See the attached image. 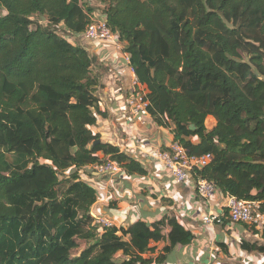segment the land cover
<instances>
[{"label":"trees","instance_id":"16d2710c","mask_svg":"<svg viewBox=\"0 0 264 264\" xmlns=\"http://www.w3.org/2000/svg\"><path fill=\"white\" fill-rule=\"evenodd\" d=\"M104 4L153 121L189 155L213 156L194 179L225 201L260 202L264 215V0ZM95 20L83 0H0V264H151L152 244L167 240L168 254L193 240L173 219L94 225L97 191L82 170L116 161L130 177L148 174L93 132L96 59L60 32L82 35Z\"/></svg>","mask_w":264,"mask_h":264},{"label":"crops","instance_id":"0c3cea01","mask_svg":"<svg viewBox=\"0 0 264 264\" xmlns=\"http://www.w3.org/2000/svg\"><path fill=\"white\" fill-rule=\"evenodd\" d=\"M77 37L76 45L84 47L96 59L92 76H97L100 82L96 96L103 114L93 132L100 136V142L117 146L121 152L127 151L148 173L144 177L126 174L119 177L99 174L95 166L82 170L80 176L97 191L91 215L109 219L117 228H127L140 219L151 224L173 219L192 233L190 244L178 245L168 254L163 251L167 240L152 244L155 250L145 255L152 259L151 264H264V252L243 248V244L264 247V223L255 227L233 224L227 214L228 221L223 218L221 225L204 226L201 222L204 214L226 216L225 200L217 194L209 203L202 201L197 196L192 175L189 181L178 184L159 161L134 149L132 145L142 142L152 151L166 149L174 141L172 127L159 126L150 118L146 127L132 129L126 106L131 74L124 53L111 54L112 50L98 47L84 34ZM99 156L102 158L103 154ZM170 230L169 225L164 227L165 238ZM162 255L164 259L159 261Z\"/></svg>","mask_w":264,"mask_h":264},{"label":"built area","instance_id":"2783aa9c","mask_svg":"<svg viewBox=\"0 0 264 264\" xmlns=\"http://www.w3.org/2000/svg\"><path fill=\"white\" fill-rule=\"evenodd\" d=\"M84 35L94 43H102V45H107L109 47L112 46L117 49L118 52H123V45L120 43L119 34L111 31L104 17L90 24ZM125 61L129 68V73L131 74V86L126 99V106L131 116L129 122L132 129L136 127H146L150 118H152L149 111V90L146 85L139 81L127 55H125ZM132 146L135 147V150H140V152H144L159 161L162 166L171 173L173 179L178 184L189 181L191 175L193 176L197 170L206 167L213 157L211 154L202 156L189 155L187 150L176 141H173L166 149H155L153 151L150 150V147L144 142ZM126 150H128V148ZM126 152L125 150L122 151V153ZM95 170L99 174H110L119 177L126 174L116 161H106L102 165L95 166ZM195 181L197 196L206 203L212 201L217 195L214 184L202 178H198V180ZM224 209L227 210L228 218L233 224L260 226L264 223V215L261 213L260 202L239 200L235 197H231L225 201ZM93 218L95 226L106 228L115 226L113 221L104 217L93 216ZM223 218L224 216L219 213L210 212L201 217V222L204 226L221 225Z\"/></svg>","mask_w":264,"mask_h":264},{"label":"rangeland","instance_id":"374dc122","mask_svg":"<svg viewBox=\"0 0 264 264\" xmlns=\"http://www.w3.org/2000/svg\"><path fill=\"white\" fill-rule=\"evenodd\" d=\"M83 2L85 4H87L89 7H91L94 10V16H95V18H98V19L102 18V10H103V7L105 5L104 4L105 0H83ZM35 18H37V17H35ZM62 30L63 29H61V32H60V34H61L62 37L66 38L70 43L77 44V41H78L77 35H72L69 32L65 33ZM95 44L98 47L108 48V50H112V51H110L111 54L112 53L115 54V53L118 52L117 49L113 48L112 46H110V47H104V46H102V43H95ZM214 125H215L214 119L213 118H208V120L206 122L207 128L210 130V129H212L214 127ZM84 248H85V243L80 242V248H79V250H75L73 252L74 256L77 255V254H79V252L82 251Z\"/></svg>","mask_w":264,"mask_h":264},{"label":"water","instance_id":"95a60500","mask_svg":"<svg viewBox=\"0 0 264 264\" xmlns=\"http://www.w3.org/2000/svg\"><path fill=\"white\" fill-rule=\"evenodd\" d=\"M100 141H98L97 143H99Z\"/></svg>","mask_w":264,"mask_h":264}]
</instances>
